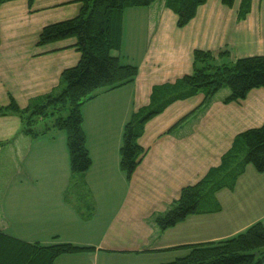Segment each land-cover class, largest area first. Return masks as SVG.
Segmentation results:
<instances>
[{
  "label": "crops",
  "instance_id": "crops-1",
  "mask_svg": "<svg viewBox=\"0 0 264 264\" xmlns=\"http://www.w3.org/2000/svg\"><path fill=\"white\" fill-rule=\"evenodd\" d=\"M80 1L0 5V108L13 100L26 109L34 99L58 91L61 73L79 62L76 39L46 46L37 42L43 27L76 17ZM240 3L227 7L206 0L182 28L164 0L123 12L121 49L110 54L136 66L137 74L131 84L100 93L82 106L91 159L83 174L70 172L66 135L49 131L32 138L21 133L18 116L0 115V175L14 172L0 185V232L26 241L38 220L46 224L51 210L66 208L76 236L60 243L94 250L61 256L54 264H109L110 258L118 264H162L185 256L184 246L221 241L257 222L264 225V173L251 166L233 189L215 194L219 212L190 216L163 233L154 224L184 187L221 164L239 134L262 126L264 88L238 102H225L230 91L223 88L205 106L201 93L169 104L145 123L137 141L145 154L129 181L119 169L125 123L150 104L156 88L191 75L194 51L211 53L217 64L264 56V0H251L244 18L238 16ZM135 38L142 43H125ZM69 191L76 196L75 210L67 204ZM96 208L106 215L103 224ZM39 243L50 245L49 240Z\"/></svg>",
  "mask_w": 264,
  "mask_h": 264
},
{
  "label": "trees",
  "instance_id": "trees-1",
  "mask_svg": "<svg viewBox=\"0 0 264 264\" xmlns=\"http://www.w3.org/2000/svg\"><path fill=\"white\" fill-rule=\"evenodd\" d=\"M8 1L13 0H0V5ZM26 1L31 6L33 0ZM156 1L81 0L82 7L76 17L43 27L38 46L74 38L75 48L80 53L79 62L61 73L58 91L34 99L26 109L18 108L11 100L7 107L0 108V115L18 116L21 133L32 138L46 135L49 131L64 132L71 174L87 172L91 159L82 129L81 108L100 93L134 81L137 67L123 64L119 57H113L110 52L121 49L123 12L130 8H145ZM220 1L232 7L235 0ZM205 2L164 0V6L177 15V26L182 28ZM250 2L241 0L240 18L249 12ZM223 55L219 54L218 57ZM223 88L230 91L225 102H238L251 90L264 88V56L217 64L211 53L194 51L191 75L174 85L156 88L150 104L125 123L119 149V169L125 179L130 180L145 154L137 141L148 120L160 114L169 104L198 93L204 95L202 106H205ZM47 118L51 122L40 125ZM247 166L253 167L257 173H264V123L259 128L239 134L217 168L211 169L195 185L184 187L179 199L167 212L155 218L156 228L163 233L190 216L219 212L215 194L223 189H233ZM184 248L188 250L185 256L162 264H264V225L257 222L233 237ZM93 250V247L70 243H29L0 232V264H54L61 256Z\"/></svg>",
  "mask_w": 264,
  "mask_h": 264
},
{
  "label": "rangeland",
  "instance_id": "rangeland-1",
  "mask_svg": "<svg viewBox=\"0 0 264 264\" xmlns=\"http://www.w3.org/2000/svg\"><path fill=\"white\" fill-rule=\"evenodd\" d=\"M125 43H142L141 40L138 39H134L133 41H126ZM123 64L125 62H122ZM65 115H67L65 113ZM51 122L50 118L45 119L44 122H42V125L49 124ZM56 131V130H55ZM56 133H61L62 135H65L64 132H60V131H56ZM14 174V172L10 169L9 174L6 171L4 174L0 175V185L1 182L3 181V179L9 178L10 175ZM87 191V190H86ZM88 194V192H87ZM89 198L87 197L86 202L89 203V199H90V195L88 194ZM67 197H68V201L69 203L68 206L72 207L74 210L75 208H77V201L75 194L73 195V193L71 191H69L67 193ZM92 202V201H91ZM84 201L82 199H80L79 204H80V208H82ZM92 210L94 209V206H92ZM67 211H69L68 209L64 208L62 210H60L59 208H56L54 210H51V215H49V217L47 218V222L46 224L43 222V219L41 221H37L34 227H32V229L30 230V238L26 240L25 242H47L49 240L50 245H54L55 242L60 243L62 240H68L71 238H74L76 236V234L73 232V226L71 223H69L68 220V215H67ZM96 219H98V222L100 224H103L102 222L105 219L106 215H103L104 212L101 213V211L96 208ZM94 213V212H93ZM95 214V213H94ZM102 221V222H101ZM47 227V229H44V227ZM56 235H60L61 239L58 238ZM65 238V239H63ZM72 240V239H71ZM43 245H46L47 243H42ZM111 260L109 261V264H118L120 262H118V259L116 258H110ZM73 263V262H71ZM70 263V264H71ZM61 264H67L65 262H61ZM76 264V263H75Z\"/></svg>",
  "mask_w": 264,
  "mask_h": 264
}]
</instances>
